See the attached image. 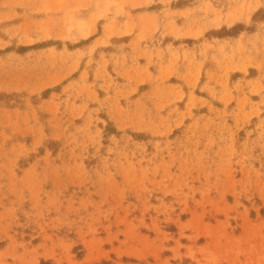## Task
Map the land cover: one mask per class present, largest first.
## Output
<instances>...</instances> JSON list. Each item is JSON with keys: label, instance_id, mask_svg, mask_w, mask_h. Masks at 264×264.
<instances>
[{"label": "rangeland", "instance_id": "1", "mask_svg": "<svg viewBox=\"0 0 264 264\" xmlns=\"http://www.w3.org/2000/svg\"><path fill=\"white\" fill-rule=\"evenodd\" d=\"M0 264H264V0H0Z\"/></svg>", "mask_w": 264, "mask_h": 264}]
</instances>
